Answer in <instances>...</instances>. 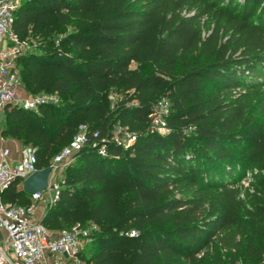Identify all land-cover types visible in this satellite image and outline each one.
Instances as JSON below:
<instances>
[{"label": "trees", "instance_id": "1", "mask_svg": "<svg viewBox=\"0 0 264 264\" xmlns=\"http://www.w3.org/2000/svg\"><path fill=\"white\" fill-rule=\"evenodd\" d=\"M12 26L38 40L17 58L23 88L58 99L5 109L0 135L33 146L42 168L80 125L99 133L66 164L41 217L54 230L96 225L82 264H231L225 245L264 257V126L252 117L264 0H19ZM162 97L164 133L151 127ZM114 123L135 139L116 142ZM17 185L4 200L29 204Z\"/></svg>", "mask_w": 264, "mask_h": 264}, {"label": "built area", "instance_id": "2", "mask_svg": "<svg viewBox=\"0 0 264 264\" xmlns=\"http://www.w3.org/2000/svg\"><path fill=\"white\" fill-rule=\"evenodd\" d=\"M18 2L0 0V111L4 112L17 107L37 110L41 103L58 99L55 92L33 94L22 86L17 58L31 49V44L13 30V10ZM169 105V99L162 97L154 104L151 113V127L161 133L167 131ZM193 128L192 124L187 126L188 130ZM120 130L119 126L118 134L114 133L116 142L128 145L135 139L134 134L126 129L121 136ZM90 134L93 137L99 135L97 130L89 132L87 125H80L70 142L53 155L47 186L29 193V204L6 201L3 191L16 180L17 187L23 189L24 179L38 169L35 148L22 144L19 154L14 156L9 147L0 144V264H65L67 260L82 263L79 252L91 241V230L96 228L95 224L83 226L75 223L70 228L54 230L41 222L42 216L34 218L32 214L37 201L48 200L51 204L58 198L63 178L62 175L56 179L59 168L64 169L73 154L88 143ZM98 152L106 153L104 144L100 145Z\"/></svg>", "mask_w": 264, "mask_h": 264}, {"label": "rangeland", "instance_id": "3", "mask_svg": "<svg viewBox=\"0 0 264 264\" xmlns=\"http://www.w3.org/2000/svg\"><path fill=\"white\" fill-rule=\"evenodd\" d=\"M187 14V12H184ZM192 12H190L189 14H191ZM201 25H202V32L203 34H209L211 32V29L213 28V23L211 21H209L206 17L201 18ZM220 40H223L226 36H224L223 33H220L219 35ZM30 44H31V49L33 50H39L37 49L38 47V40L35 39H30ZM134 64H132L133 66ZM236 91H241V89H237ZM109 94L111 96L110 100L112 102V104H114V102L118 99L121 98V94L118 93L115 90H110ZM259 99L255 102L254 106H253V118H255L254 122V127H257L258 124H260V126H264V87H262L261 91L258 94ZM113 131L115 134H118L119 131V126L117 123H114L113 125ZM118 136V135H117ZM1 137L6 140V142H8L9 140H12V137H4L0 135V140ZM8 140V141H7ZM9 145L11 147H14L16 145V143L10 141L8 142ZM21 145V143H20ZM257 168H253L250 169L247 173V176L243 178V180H241V183L243 186H247L248 183L252 182L253 176L252 174L254 172H256ZM264 173V170L261 171ZM62 175H64V169L63 167L59 168V172L56 175V179L59 180V178L62 177ZM54 179V180H56ZM49 205L48 200H39L36 202V208L34 211L33 217L36 218L39 214L44 213L45 209L47 208V206ZM239 238V235L236 237V239ZM87 254L90 253V249H86ZM222 252H223V256L226 258L227 261H229L231 264H264V257H262L261 259H254L253 257L249 256V255H245L243 250H238V248H233V249H229L227 245L222 247ZM65 264H75V262H73L72 260H67ZM82 264V263H81Z\"/></svg>", "mask_w": 264, "mask_h": 264}, {"label": "water", "instance_id": "4", "mask_svg": "<svg viewBox=\"0 0 264 264\" xmlns=\"http://www.w3.org/2000/svg\"><path fill=\"white\" fill-rule=\"evenodd\" d=\"M49 102L51 100H48ZM5 117V112L3 110L0 111V123L3 121ZM51 166L47 165L42 168H38L33 171L27 178L23 181V189L27 193H34L38 190L44 189L48 183L49 173L51 171Z\"/></svg>", "mask_w": 264, "mask_h": 264}, {"label": "crops", "instance_id": "5", "mask_svg": "<svg viewBox=\"0 0 264 264\" xmlns=\"http://www.w3.org/2000/svg\"><path fill=\"white\" fill-rule=\"evenodd\" d=\"M1 139L2 140H0V144L9 147L14 156H17L19 154V148L22 144L20 145V142L18 140L14 139V138H12V140H9V141L7 140L8 142L12 141V142L16 143V145L14 147H11L9 145V143L6 142V140H4L2 137H1ZM42 215H43V213L39 214L38 217H41Z\"/></svg>", "mask_w": 264, "mask_h": 264}]
</instances>
